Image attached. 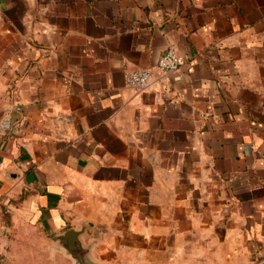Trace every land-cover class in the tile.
I'll use <instances>...</instances> for the list:
<instances>
[{"label": "crops", "instance_id": "obj_1", "mask_svg": "<svg viewBox=\"0 0 264 264\" xmlns=\"http://www.w3.org/2000/svg\"><path fill=\"white\" fill-rule=\"evenodd\" d=\"M27 227L91 264H264V0H0V264Z\"/></svg>", "mask_w": 264, "mask_h": 264}, {"label": "rangeland", "instance_id": "obj_2", "mask_svg": "<svg viewBox=\"0 0 264 264\" xmlns=\"http://www.w3.org/2000/svg\"><path fill=\"white\" fill-rule=\"evenodd\" d=\"M19 250L12 251L8 264H88L87 254L83 250H75L74 254L66 246H74L75 241L62 243L42 231H30L21 235Z\"/></svg>", "mask_w": 264, "mask_h": 264}, {"label": "built area", "instance_id": "obj_3", "mask_svg": "<svg viewBox=\"0 0 264 264\" xmlns=\"http://www.w3.org/2000/svg\"><path fill=\"white\" fill-rule=\"evenodd\" d=\"M184 63V57L179 54L174 46H169L153 65L132 70L126 74V83L136 90L158 86L168 83L179 71ZM20 110L19 105L15 106ZM4 127H10V120H4Z\"/></svg>", "mask_w": 264, "mask_h": 264}, {"label": "water", "instance_id": "obj_4", "mask_svg": "<svg viewBox=\"0 0 264 264\" xmlns=\"http://www.w3.org/2000/svg\"><path fill=\"white\" fill-rule=\"evenodd\" d=\"M80 234L81 231L76 230V229H70L65 231L64 233L56 234L54 238H57L62 241L63 244L66 242H73L75 241L74 246H66V249L70 251L72 254H74L75 250H83L87 254V259H88V264H91V261L89 259V252L88 250L84 247L82 241L80 240ZM84 263L86 264V259L84 260Z\"/></svg>", "mask_w": 264, "mask_h": 264}]
</instances>
